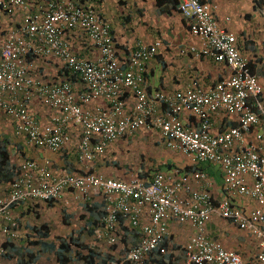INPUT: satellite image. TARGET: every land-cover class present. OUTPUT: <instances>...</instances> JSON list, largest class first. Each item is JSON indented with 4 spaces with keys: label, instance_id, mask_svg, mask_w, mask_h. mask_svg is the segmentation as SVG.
I'll return each instance as SVG.
<instances>
[{
    "label": "built area",
    "instance_id": "1",
    "mask_svg": "<svg viewBox=\"0 0 264 264\" xmlns=\"http://www.w3.org/2000/svg\"><path fill=\"white\" fill-rule=\"evenodd\" d=\"M0 9L23 12L0 48V111L14 123V135L51 152L67 144L71 127L77 128V155L85 170L55 173L47 167L48 161L41 166L33 159L22 160L8 192L0 197V237H18L19 222L11 210L16 203L58 202L68 190L86 200L97 191L107 204L105 234L99 232L97 237L111 246L120 238V221L139 229L138 242L125 251L133 262H143L152 252L164 253L168 222L176 221L195 230L183 246L185 264H264L263 87L239 52L235 35L214 21L213 6L205 0H178L190 33L201 40L202 47H191V51L225 63L232 75L207 90L195 88L194 82V87L173 97L160 91L148 94L143 87L145 66L161 46L159 41L137 43L122 63L110 25L90 6L73 0H40L32 10L27 0H0ZM76 29L83 30L98 51L96 60L70 49L63 34ZM41 58L57 61L65 78L51 82L36 79L35 65ZM72 79L81 83L83 92L75 94ZM126 92L134 97L130 112L124 110ZM97 98L111 105L95 110L83 107ZM33 99L53 110L47 125H41L29 112ZM159 104H165L167 110H159ZM183 111L192 112L199 126H186L180 118ZM219 111L235 115L237 125L212 134L210 117ZM142 128L158 130L168 147L181 151L195 164L219 165L227 196L215 202L207 175L200 169L179 178L157 171L148 182L135 176L121 181L91 171L89 164L111 143ZM239 197L255 200L257 207L243 211L232 201ZM143 206L148 208L147 223L141 221ZM212 215L254 237L257 251L253 259L226 249L207 235L205 225Z\"/></svg>",
    "mask_w": 264,
    "mask_h": 264
},
{
    "label": "crops",
    "instance_id": "2",
    "mask_svg": "<svg viewBox=\"0 0 264 264\" xmlns=\"http://www.w3.org/2000/svg\"><path fill=\"white\" fill-rule=\"evenodd\" d=\"M27 1L33 10L35 4L40 0ZM73 1L94 8L102 20L110 25L116 41L118 58L122 63L127 58V53L137 43L151 44L156 41L161 43L155 56L145 66L143 87L148 94L160 91L173 97L177 93L194 87V82L196 83L195 88L207 90L217 82L232 75V70L225 63L202 55L197 56L191 51V47L196 49L202 47L201 40L190 33L187 19L178 10V0ZM205 1L213 6L212 17L214 21L221 28L235 35L239 52L246 59L250 71L257 76L263 87L261 98L264 102V0ZM22 14L20 9H15L12 13L0 9V48L8 34L16 28ZM63 37L68 42L72 52L78 56L93 60L98 58V51L92 47L93 45L83 30H66ZM35 66L34 77L43 82L65 78L61 65L55 60L41 58ZM70 79L71 77L67 78V80ZM71 84L75 94L83 92L81 83L72 79ZM123 97L124 110L130 112L133 109L134 97L129 92L124 93ZM84 105V108L94 110L97 108L106 109L111 105V102L104 98H97ZM167 108L165 104H159L158 107L161 111L167 110ZM28 109L41 125H47L53 114L51 108L44 106L36 99L29 102ZM0 117L7 122L1 126L3 128L7 126L4 129L12 133L13 140H9L6 135L2 134L1 136H6L8 147L14 156L19 157V160H12L16 169L26 158L37 161L41 166H45V161H48L47 167L55 173L85 171L84 165L77 155V143L79 141L77 128L71 127L72 135L67 144L59 151L51 152L44 147L27 143L23 136L14 135L12 120L1 111ZM180 118L188 127L199 126V119L190 111L180 113ZM210 122L212 134H219L237 125L235 115L220 111L211 114ZM138 145L142 151L138 153V151L131 150V146L137 148ZM136 162L137 164L134 165ZM89 166L91 171L102 174L106 178L125 181L135 176L145 182H148L157 171L166 172L175 175L174 178H179V176H190L193 171L200 169L207 175L210 183L209 191L214 201L227 196L223 187V173L219 165L209 162L193 163L181 151L168 147L167 140L158 130L149 131L142 128L130 135L118 138L108 146L102 156H97ZM139 166H143L142 169ZM9 184L10 181L0 182V197L6 195ZM232 201L246 212L257 207L256 201L248 197L234 198ZM76 204L80 207L78 217L81 224L85 223L82 218L85 207L91 204L100 206L102 212L96 216L99 218L96 222L100 223V226L95 229L92 235L88 234L94 237L93 242L89 241L87 237L86 239L88 243L95 245L101 252H106L107 250L102 248L105 240L96 235L99 232L105 234L103 218L107 214L106 202L97 191H93L88 199L82 200L80 197H76L74 192L68 190L64 192L62 199L58 202L29 200L12 206V214L19 222V235L16 239L0 237V264H16L17 262L16 257L3 255L6 251L3 248V243L11 242L18 247L38 250V247L35 246L36 248H34L29 244L32 239L29 236L34 233L30 229L43 223L47 226H50L49 223H58L57 230H60L62 225H68L66 223H70L69 220L74 218L72 208ZM147 210V206L142 207L141 221L144 223L149 220ZM120 223V230L122 227H127L129 229L127 234L131 238V243L135 242L138 237L136 232L130 229L126 221H120ZM49 228L50 233H56L53 227L50 226ZM167 231V251L171 250L172 247L180 246L179 256L177 253L175 257L178 264H185L183 246L195 232L194 228L190 224L170 221ZM205 231L211 239L219 241L226 249L234 250L246 259L254 258L257 251L256 240L248 232L238 229L229 220L212 215L206 222ZM57 232L54 235L65 236L70 231ZM46 239L51 240L50 237ZM120 239L121 233L116 243L118 246L121 245ZM42 254L45 258L54 255L52 252H40L39 255ZM38 263L41 264L39 259Z\"/></svg>",
    "mask_w": 264,
    "mask_h": 264
},
{
    "label": "trees",
    "instance_id": "3",
    "mask_svg": "<svg viewBox=\"0 0 264 264\" xmlns=\"http://www.w3.org/2000/svg\"><path fill=\"white\" fill-rule=\"evenodd\" d=\"M7 146V138L0 135V182L11 181L18 172L12 162L13 152ZM142 167L139 166L141 169ZM101 212L100 206L94 204L85 207V211L82 213L85 223H82L80 228L71 230L65 236L50 233L49 226L44 223L39 226H33L30 230L34 233L29 236V238L32 237L29 244L30 246L38 247V250L18 247L11 242H5L3 243V248L6 251L3 255L16 257V264H39L40 252H52L57 264H178L175 256L177 253L179 256L180 246L172 247L171 250L169 249L170 251L166 250L164 253L152 252L146 260L140 263L128 259L125 251L129 245L138 242L140 235L139 229L130 227L138 235L135 242L131 243V238L127 234L129 229L126 226H124L126 228L122 227L120 230L121 245L113 244L109 250L101 252L95 245L88 243L85 236V233L92 235L95 229L100 226V223L96 222L99 219L96 216L101 214ZM48 237L51 240H47L46 238ZM162 245H166V239L163 240Z\"/></svg>",
    "mask_w": 264,
    "mask_h": 264
},
{
    "label": "rangeland",
    "instance_id": "4",
    "mask_svg": "<svg viewBox=\"0 0 264 264\" xmlns=\"http://www.w3.org/2000/svg\"><path fill=\"white\" fill-rule=\"evenodd\" d=\"M5 124H7V122H6V120L5 119H3V118H1L0 117V135H6V136H8V138H9V140H13V138H12V133H10L9 131H6L4 128H7V126H4V128L1 126V125H5ZM3 130V131H2ZM5 136V137H6ZM15 138V137H14ZM8 147V146H7ZM9 149H10V147H8ZM131 150L132 151H138V153L140 152V151H142V148L140 147V145H138L137 146V148H135V147H132L131 146ZM137 153V154H138ZM19 160V157H17V156H12V160L13 161H15V160ZM135 164H137V162L136 163H134V165ZM73 209V213H74V218L72 219V220H69L70 221V223L68 224V225H62L63 227L60 229V230H57L58 229V223H49V225L51 226V227H53L54 229H55V232L56 233H58L57 231H59V233H63V232H69V231H71V229L72 228H78V227H80L81 226V223L79 222V217H78V211L80 212V207H79V205L78 204H76V206L74 207V208H72ZM60 224V223H59ZM49 226V227H50ZM56 233H53V234H56ZM19 235V234H18ZM85 236L87 237V239L89 240V241H91V242H93V240H94V237H92V236H89L88 235V233L87 234H85ZM110 247L111 246H107L105 243H103V247L102 248H105L106 250H109L110 249ZM34 248H36V247H34ZM39 262L41 263V264H56V260H55V257H54V255H52L51 257L50 256H48L47 258H45L44 257V255L42 254V255H39ZM71 264H73V263H71Z\"/></svg>",
    "mask_w": 264,
    "mask_h": 264
}]
</instances>
